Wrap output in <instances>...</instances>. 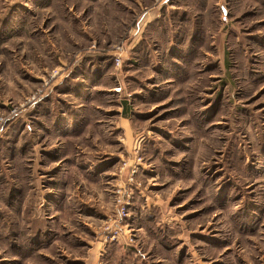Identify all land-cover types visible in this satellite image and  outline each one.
Returning <instances> with one entry per match:
<instances>
[{
  "label": "rangeland",
  "instance_id": "obj_1",
  "mask_svg": "<svg viewBox=\"0 0 264 264\" xmlns=\"http://www.w3.org/2000/svg\"><path fill=\"white\" fill-rule=\"evenodd\" d=\"M0 264H264V0H0Z\"/></svg>",
  "mask_w": 264,
  "mask_h": 264
},
{
  "label": "built area",
  "instance_id": "obj_2",
  "mask_svg": "<svg viewBox=\"0 0 264 264\" xmlns=\"http://www.w3.org/2000/svg\"><path fill=\"white\" fill-rule=\"evenodd\" d=\"M123 54H124V46H123V44H120V45H117V46L114 47V49H113V57H114L113 62H114V66L116 68L120 67L121 62H122ZM57 75H58V71H54L52 73V75H50V79L55 78ZM41 94H42V92L40 90H38L33 95H30L29 97H27L23 101V103L20 105V108H25V107H27V106H29L31 104L36 103L38 101V99L40 98ZM117 203L121 204L120 199H117ZM118 213H119V215H124V206L123 205H121V208L119 209ZM110 230H112V232H113L112 235H110V239L112 240V239L115 238V236L118 235L119 232L115 228L114 229L111 228Z\"/></svg>",
  "mask_w": 264,
  "mask_h": 264
},
{
  "label": "crops",
  "instance_id": "obj_3",
  "mask_svg": "<svg viewBox=\"0 0 264 264\" xmlns=\"http://www.w3.org/2000/svg\"><path fill=\"white\" fill-rule=\"evenodd\" d=\"M156 11H154L153 9H150L149 10V12H147V14L145 15V17H146V19H145V21H143L142 20V22H141V26L143 25V27H144V25L146 24V22H149L150 20H152L153 19V17L152 16H156ZM144 17V18H145ZM157 17V16H156ZM143 18V19H144ZM155 18V17H154ZM141 31H142V29H141ZM131 34H135V31L133 32V33H131ZM140 35H141V32L139 33V36H135L133 39H137V38H139L140 37ZM132 37V36H131ZM101 245V244H100Z\"/></svg>",
  "mask_w": 264,
  "mask_h": 264
},
{
  "label": "trees",
  "instance_id": "obj_4",
  "mask_svg": "<svg viewBox=\"0 0 264 264\" xmlns=\"http://www.w3.org/2000/svg\"><path fill=\"white\" fill-rule=\"evenodd\" d=\"M188 2L191 4V5H195L196 4V2L198 3V4H201L202 3V0H188ZM105 62V61H104ZM104 62H102V64L104 63ZM126 110L127 109H125V113H126Z\"/></svg>",
  "mask_w": 264,
  "mask_h": 264
}]
</instances>
